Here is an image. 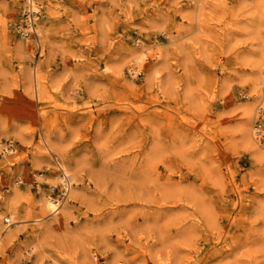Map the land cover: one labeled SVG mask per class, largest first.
Wrapping results in <instances>:
<instances>
[{
	"label": "rangeland",
	"instance_id": "obj_1",
	"mask_svg": "<svg viewBox=\"0 0 264 264\" xmlns=\"http://www.w3.org/2000/svg\"><path fill=\"white\" fill-rule=\"evenodd\" d=\"M31 1L0 0V264H264V0Z\"/></svg>",
	"mask_w": 264,
	"mask_h": 264
},
{
	"label": "bare ground",
	"instance_id": "obj_2",
	"mask_svg": "<svg viewBox=\"0 0 264 264\" xmlns=\"http://www.w3.org/2000/svg\"><path fill=\"white\" fill-rule=\"evenodd\" d=\"M31 1V0H30ZM32 2V1H31ZM31 2H30V4H31ZM28 3V2H27ZM34 4V3H33ZM34 7H36L35 5H34ZM37 9V8H36ZM38 11V10H37ZM37 19V18H36ZM39 19V18H38ZM30 23L32 24V22L30 21ZM32 29V28H31ZM33 30V29H32ZM29 31V30H28ZM27 32V31H26ZM262 34H264V33H262ZM27 37V36H26ZM258 47H257V49H258V51H257V54H256V59H255V64H256V66L258 67V72L256 73V75L254 76L255 78L253 79V84H254V86L255 87H253V88H255V89H257L258 87H260V85H261V81H260V74H261V72H262V70L264 69V36H262V35H259L258 37ZM256 38V39H257ZM255 45V44H254ZM256 46V45H255ZM254 46V47H255ZM150 48V47H149ZM149 48H147V49H149ZM140 49V48H139ZM254 49H256V48H254ZM146 50V49H145ZM253 50V49H252ZM135 51H137V49L135 50ZM141 51V50H140ZM142 51H144V50H142ZM148 53V52H147ZM249 53V52H248ZM252 53V52H251ZM133 54H135V55H138L137 54V52L135 53V52H133ZM254 55V54H253ZM139 56V55H138ZM247 56H249V55H247ZM133 58V57H132ZM136 58V57H135ZM141 58V57H140ZM251 58V57H250ZM143 59V58H142ZM143 61H145V59L143 60ZM249 61V60H248ZM253 61V60H252ZM136 63V62H135ZM246 63V62H245ZM137 64H139V63H137ZM142 64H144V62H142ZM248 64V63H247ZM250 64H252L251 62H250ZM254 65V64H253ZM251 69H252V66H251ZM264 71V70H263ZM246 75H248V73H246V72H244ZM262 73H264V72H262ZM132 74V73H131ZM254 74V73H253ZM243 76H244V74H243ZM249 76V75H248ZM262 76V75H261ZM251 77V76H250ZM245 78V77H244ZM243 78V79H244ZM262 78V77H261ZM250 80V79H249ZM249 80H246V81H248L249 82ZM251 85V84H250ZM263 85V84H262ZM263 87V86H262ZM254 91V90H253ZM264 92V91H263ZM255 93H257V92H255ZM254 94V93H253ZM263 95H264V93H263ZM258 96V95H257ZM262 97V96H261ZM264 97V96H263ZM262 97V98H263ZM264 100H262V102H263ZM247 105V104H246ZM255 106H256V104H254ZM253 105V106H254ZM245 106V105H244ZM252 106V107H253ZM252 107H248L246 110H247V112H248V116H250V120L252 119V114H253V109H252ZM254 109H255V107H254ZM243 110H244V107H243ZM246 110H245V113H246ZM256 110V109H255ZM244 112V111H243ZM247 114V113H246ZM255 115V114H254ZM249 118V117H248ZM254 118V117H253ZM256 119H257V117H256ZM249 119H248V121H250ZM253 120V119H252ZM245 123V122H244ZM252 125L248 122L247 124H246V127H245V129H246V135H244V136H246V140H247V142L249 143V145L251 144V145H253L252 143L253 142H255L256 143V141H253L252 142V137H251V132H250V129L252 128L251 127ZM251 127V128H250ZM254 128V127H253ZM255 135V134H254ZM249 147H251V146H249ZM253 149V148H252ZM254 150H256L257 151V148L255 149L254 148ZM259 150V149H258ZM261 151H263V150H261ZM259 153H261V152H258V155H262V153L261 154H259ZM59 163H61V166L59 167V165H58V167H59V169H60V171H62L63 173H62V175L60 176V178H62V179H64V184H65V186L64 187H70L71 186V181H72V176L67 172V170H65L62 166L64 165V164H62V162H59ZM56 167V166H55ZM54 167V168H55ZM57 168V167H56ZM56 174H58V173H56ZM54 176V175H53ZM56 181V180H55ZM62 182H63V180H62ZM70 190V189H69ZM67 192V191H66ZM65 193V192H64ZM69 194V193H68ZM43 196H44V194H43ZM65 196H67V195H65ZM63 198V197H62ZM45 199H47V203H46V206L50 209V212H52V213H58L59 212V210L61 209V207H62V205H64L63 204V202H62V200H55V199H53V198H51L50 196H46V198ZM65 201V200H64ZM9 212V211H8ZM12 212V211H11ZM10 213V212H9ZM51 213V214H52ZM14 219V217H13V214L12 213H10L9 215H7V216H5V222H7V223H10L12 220Z\"/></svg>",
	"mask_w": 264,
	"mask_h": 264
},
{
	"label": "built area",
	"instance_id": "obj_3",
	"mask_svg": "<svg viewBox=\"0 0 264 264\" xmlns=\"http://www.w3.org/2000/svg\"><path fill=\"white\" fill-rule=\"evenodd\" d=\"M31 15L34 16L35 12L32 11ZM31 15L29 16V18L31 17ZM254 133H255V137H256L257 141L264 144V106H262L257 113V119H256V125L254 128Z\"/></svg>",
	"mask_w": 264,
	"mask_h": 264
}]
</instances>
